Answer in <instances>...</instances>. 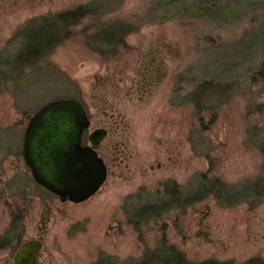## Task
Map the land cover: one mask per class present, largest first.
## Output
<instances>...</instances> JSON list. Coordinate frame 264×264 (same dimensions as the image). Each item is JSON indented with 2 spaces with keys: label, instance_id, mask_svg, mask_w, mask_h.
Wrapping results in <instances>:
<instances>
[{
  "label": "rangeland",
  "instance_id": "rangeland-1",
  "mask_svg": "<svg viewBox=\"0 0 264 264\" xmlns=\"http://www.w3.org/2000/svg\"><path fill=\"white\" fill-rule=\"evenodd\" d=\"M91 1L0 0V50L29 19ZM97 1L103 19L138 27L116 57L99 56L85 45L87 18L41 63L44 74L37 81L0 93V238L13 211L20 210L23 229L17 239L42 243L36 264H96L99 258L124 264L155 246L163 226L168 242L191 261L264 260V202L251 209L222 208L208 198L182 215L173 212L141 227L143 243L122 213L128 195L156 191L164 181L190 187L195 175L210 170L234 185L258 172L262 158L248 132L254 126L264 132V90L249 88L248 77L264 60V5L257 0L224 8L223 3L212 17L204 9L193 13L191 0ZM179 2L189 10L178 11ZM205 79L240 87L212 123L208 113L200 122L185 102ZM66 98L83 105L88 135L106 131L95 151L107 178L78 204L61 203L37 188L20 153L29 118ZM15 243L0 250V264H13Z\"/></svg>",
  "mask_w": 264,
  "mask_h": 264
},
{
  "label": "trees",
  "instance_id": "trees-1",
  "mask_svg": "<svg viewBox=\"0 0 264 264\" xmlns=\"http://www.w3.org/2000/svg\"><path fill=\"white\" fill-rule=\"evenodd\" d=\"M191 1L194 2V5L191 6L197 8V11H193V13L201 15V9H204L212 17L217 16L222 11L219 6H222L223 3L224 8L258 3L257 0ZM260 2L264 5V0H260ZM100 8L101 5L98 1L96 3L93 0L63 12L29 19L9 39L8 43L5 44L7 46L0 50V93L9 85L21 89L20 83L31 85L34 80L37 81L41 76L40 74H44L40 70L41 63L59 45L71 37V28L74 25L80 24L87 18L91 20V24L82 29L85 45L99 56L116 57L119 50L125 47V39L128 34L136 31L138 27L119 19H103L101 15L105 14H99ZM189 8L190 6L186 3L179 2L178 11H187ZM49 69L51 68L49 67ZM55 80L57 81V79ZM248 81L249 88L257 86L260 90H264V60L250 74ZM239 91L240 87L234 85L233 82L232 84H220L205 79L186 94L185 102L193 107L194 113L200 118V122L202 115L208 113L210 123H212L221 106ZM259 108L260 106L256 110ZM250 110L252 111V109ZM248 136L252 144L254 143L262 162L255 176L245 178L240 184H227L220 177L211 175V171L208 170L195 175L192 179L194 183L190 187H181L174 181L168 180L164 181L156 191L148 192L139 189L135 194L128 195L124 200L122 213L125 223L137 232L139 242L143 243L144 241L141 227L150 223L156 224L173 212H179L182 215L193 205L208 198L213 199L216 205L222 208H231L243 204L251 209L263 203L264 132L254 126L248 132ZM20 153L22 155V148ZM36 186L42 188L38 184ZM21 215L20 210L13 211V216L3 238H0V250L6 249L13 241L16 242L14 245L16 249L22 243L21 239H17L19 231L21 232L23 229ZM173 224L175 223L173 222ZM176 229L180 234V227L177 226ZM165 230L166 227L163 226L155 246L144 248L139 257L129 258L124 261V264H264V260L260 257H252L239 263L232 259L191 261L175 244L168 242ZM96 264H112V262L99 258Z\"/></svg>",
  "mask_w": 264,
  "mask_h": 264
},
{
  "label": "water",
  "instance_id": "water-1",
  "mask_svg": "<svg viewBox=\"0 0 264 264\" xmlns=\"http://www.w3.org/2000/svg\"><path fill=\"white\" fill-rule=\"evenodd\" d=\"M90 126L83 105L72 98L51 101L28 120L23 134L22 156L36 184L58 197L61 203H82L96 194L107 178V167L93 146L106 131L96 129L82 145ZM39 240L18 246L13 264H36ZM7 264V263H5Z\"/></svg>",
  "mask_w": 264,
  "mask_h": 264
},
{
  "label": "flooded vegetation",
  "instance_id": "flooded-vegetation-1",
  "mask_svg": "<svg viewBox=\"0 0 264 264\" xmlns=\"http://www.w3.org/2000/svg\"><path fill=\"white\" fill-rule=\"evenodd\" d=\"M89 118V117H88ZM88 130V129H87ZM87 130H85L84 132H83V135H82V140H81V144L84 146V145H89V141H88V131ZM94 130H96V129H94ZM93 130V131H94ZM99 145V144H98ZM98 145H96V146H93V149H96L97 148V146ZM31 173V172H30ZM37 255V254H36Z\"/></svg>",
  "mask_w": 264,
  "mask_h": 264
},
{
  "label": "bare ground",
  "instance_id": "bare-ground-1",
  "mask_svg": "<svg viewBox=\"0 0 264 264\" xmlns=\"http://www.w3.org/2000/svg\"><path fill=\"white\" fill-rule=\"evenodd\" d=\"M35 260H36V256H35Z\"/></svg>",
  "mask_w": 264,
  "mask_h": 264
}]
</instances>
